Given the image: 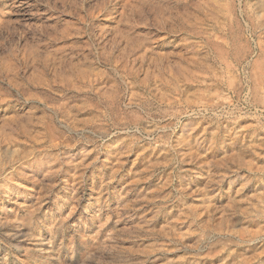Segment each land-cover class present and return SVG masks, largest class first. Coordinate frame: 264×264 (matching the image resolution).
I'll return each mask as SVG.
<instances>
[{
  "label": "rangeland",
  "instance_id": "rangeland-1",
  "mask_svg": "<svg viewBox=\"0 0 264 264\" xmlns=\"http://www.w3.org/2000/svg\"><path fill=\"white\" fill-rule=\"evenodd\" d=\"M0 264H264V0H0Z\"/></svg>",
  "mask_w": 264,
  "mask_h": 264
}]
</instances>
